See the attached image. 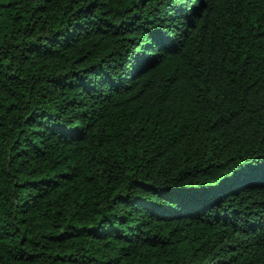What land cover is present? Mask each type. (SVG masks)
Wrapping results in <instances>:
<instances>
[{"label":"trees","instance_id":"16d2710c","mask_svg":"<svg viewBox=\"0 0 264 264\" xmlns=\"http://www.w3.org/2000/svg\"><path fill=\"white\" fill-rule=\"evenodd\" d=\"M0 264H264V0H0Z\"/></svg>","mask_w":264,"mask_h":264},{"label":"snow or ice","instance_id":"6c2138e0","mask_svg":"<svg viewBox=\"0 0 264 264\" xmlns=\"http://www.w3.org/2000/svg\"><path fill=\"white\" fill-rule=\"evenodd\" d=\"M157 39H158V42L161 44L166 43L165 37L163 36H159Z\"/></svg>","mask_w":264,"mask_h":264}]
</instances>
